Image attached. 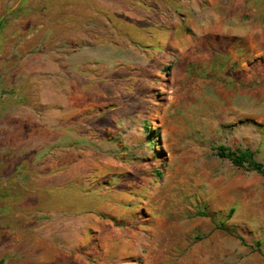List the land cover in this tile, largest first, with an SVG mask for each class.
Instances as JSON below:
<instances>
[{"label":"rangeland","instance_id":"374dc122","mask_svg":"<svg viewBox=\"0 0 264 264\" xmlns=\"http://www.w3.org/2000/svg\"><path fill=\"white\" fill-rule=\"evenodd\" d=\"M264 0H0V264H264Z\"/></svg>","mask_w":264,"mask_h":264},{"label":"trees","instance_id":"16d2710c","mask_svg":"<svg viewBox=\"0 0 264 264\" xmlns=\"http://www.w3.org/2000/svg\"><path fill=\"white\" fill-rule=\"evenodd\" d=\"M218 155L221 158H227L235 166L243 167L244 163H247L248 167L252 170L257 171L258 173L264 174V167L261 163L256 162L252 159V156L249 152L245 151H229L224 147L218 148Z\"/></svg>","mask_w":264,"mask_h":264}]
</instances>
